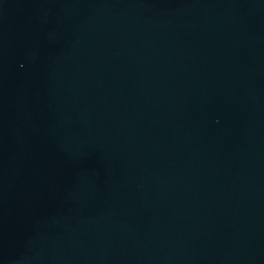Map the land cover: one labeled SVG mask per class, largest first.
Here are the masks:
<instances>
[{
  "label": "water",
  "instance_id": "95a60500",
  "mask_svg": "<svg viewBox=\"0 0 264 264\" xmlns=\"http://www.w3.org/2000/svg\"><path fill=\"white\" fill-rule=\"evenodd\" d=\"M0 264H264V0H0Z\"/></svg>",
  "mask_w": 264,
  "mask_h": 264
}]
</instances>
